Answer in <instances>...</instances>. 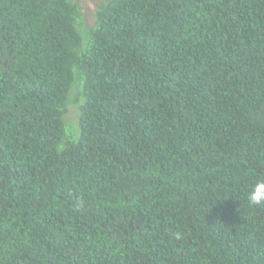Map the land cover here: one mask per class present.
I'll return each instance as SVG.
<instances>
[{
	"label": "trees",
	"instance_id": "16d2710c",
	"mask_svg": "<svg viewBox=\"0 0 264 264\" xmlns=\"http://www.w3.org/2000/svg\"><path fill=\"white\" fill-rule=\"evenodd\" d=\"M260 176L264 0H0V264H264Z\"/></svg>",
	"mask_w": 264,
	"mask_h": 264
},
{
	"label": "clouds",
	"instance_id": "9594fccd",
	"mask_svg": "<svg viewBox=\"0 0 264 264\" xmlns=\"http://www.w3.org/2000/svg\"><path fill=\"white\" fill-rule=\"evenodd\" d=\"M245 199L250 207H264V176L247 185Z\"/></svg>",
	"mask_w": 264,
	"mask_h": 264
},
{
	"label": "rangeland",
	"instance_id": "374dc122",
	"mask_svg": "<svg viewBox=\"0 0 264 264\" xmlns=\"http://www.w3.org/2000/svg\"><path fill=\"white\" fill-rule=\"evenodd\" d=\"M79 5V8L82 13L83 21L86 26L91 25L94 20V9L99 3V0H74ZM71 108L70 112H73ZM69 115H73L70 113ZM72 117V116H71Z\"/></svg>",
	"mask_w": 264,
	"mask_h": 264
}]
</instances>
